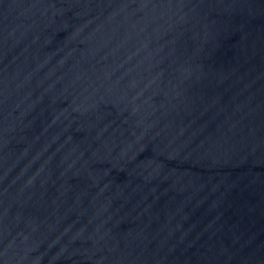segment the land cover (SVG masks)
Listing matches in <instances>:
<instances>
[{"label":"water","instance_id":"1","mask_svg":"<svg viewBox=\"0 0 264 264\" xmlns=\"http://www.w3.org/2000/svg\"><path fill=\"white\" fill-rule=\"evenodd\" d=\"M0 264H264V0H0Z\"/></svg>","mask_w":264,"mask_h":264}]
</instances>
